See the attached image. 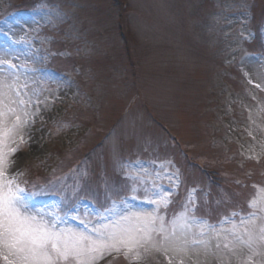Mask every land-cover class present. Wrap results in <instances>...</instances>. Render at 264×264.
<instances>
[{
	"label": "rangeland",
	"instance_id": "1",
	"mask_svg": "<svg viewBox=\"0 0 264 264\" xmlns=\"http://www.w3.org/2000/svg\"><path fill=\"white\" fill-rule=\"evenodd\" d=\"M26 1L0 0L2 119L21 121L0 171L29 210L86 234L156 217L138 260L96 264H264V0Z\"/></svg>",
	"mask_w": 264,
	"mask_h": 264
},
{
	"label": "snow or ice",
	"instance_id": "2",
	"mask_svg": "<svg viewBox=\"0 0 264 264\" xmlns=\"http://www.w3.org/2000/svg\"><path fill=\"white\" fill-rule=\"evenodd\" d=\"M2 95L0 93V145L21 123L17 116L16 124L5 126L2 118L8 112L15 114V110L4 104ZM2 163L3 153L0 152V165ZM25 191L14 183V178L4 180L0 171V260L4 264H96L112 251L122 249L125 254L135 252L133 259L138 260L140 254L136 249L151 239L156 217L136 213L111 225L94 228L92 234L58 229L55 220L49 221L39 212H29ZM260 203H264V199L252 202V206ZM259 240L264 241V228L260 229ZM243 243L251 249L256 240L249 233V239ZM168 250L163 249L164 252ZM172 250L175 253L184 251L183 248ZM256 254L253 251V255ZM247 260L250 262L252 257Z\"/></svg>",
	"mask_w": 264,
	"mask_h": 264
},
{
	"label": "bare ground",
	"instance_id": "3",
	"mask_svg": "<svg viewBox=\"0 0 264 264\" xmlns=\"http://www.w3.org/2000/svg\"><path fill=\"white\" fill-rule=\"evenodd\" d=\"M29 212H31L30 210H29ZM32 213V212H31Z\"/></svg>",
	"mask_w": 264,
	"mask_h": 264
}]
</instances>
